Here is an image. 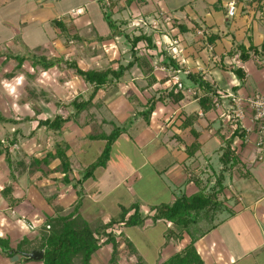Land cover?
<instances>
[{
	"label": "crops",
	"instance_id": "1",
	"mask_svg": "<svg viewBox=\"0 0 264 264\" xmlns=\"http://www.w3.org/2000/svg\"><path fill=\"white\" fill-rule=\"evenodd\" d=\"M229 1L110 0L106 4L97 0L98 14L100 8L104 14L105 4H114L112 19L118 28L129 38L142 33L151 36L155 47L150 49L141 42L132 50L126 36L103 41L112 43L116 50L88 56L89 61L94 60L90 70H117L128 65L134 53L144 57L152 70L135 64L116 84L100 89L94 96L92 87L77 79L82 87L78 96L90 100V106L66 122L60 131L38 127L40 120L47 119L42 115L32 119L5 116L17 123L0 124V141L12 134L9 139L15 138L17 142L9 149L11 165L5 154L0 156L1 239H8L12 249L24 240L34 243L40 239L48 219L69 215L79 200V214L92 228L110 224L120 218L123 209L137 204L141 216L148 218L143 226L113 227L114 231H122V237L132 245L135 261L127 264H164L192 240L204 264H264V152L259 160L258 134L249 111L241 121L230 120L235 109L230 95L242 101L256 94L264 95V4L261 0H236L237 14L230 18ZM50 2L52 8L46 9L45 14L51 18L77 10L82 13L80 21L75 19L72 25L73 34L83 41H95L100 46L102 43L97 40L111 34L103 23L98 30L87 6L67 8L63 1ZM55 2L63 6V10L59 8L61 13L53 11ZM159 11L171 16L172 31L131 28L134 18L149 20ZM158 20L161 24L162 18ZM88 27L92 31L83 34ZM239 47L248 54L247 59H241ZM171 59L175 64L170 63ZM70 60L86 70L82 56ZM234 68L243 71V79L237 77ZM189 75L206 81L215 95L206 94ZM149 77L155 81L150 83ZM174 88L183 95L177 103L167 98ZM160 96H166L165 100L156 103L146 120L142 112L154 97ZM206 96L217 105L204 111L200 99ZM236 125L245 137L233 139L232 149L239 164L223 174L219 211L213 219L192 225L189 234L167 241L166 234L172 225L153 223L154 209L215 186L223 168L219 160L222 148L232 139ZM115 127L125 131L114 144L106 167L80 183L105 146V141L93 140L91 136L109 135ZM57 145L68 147L70 172L58 170L59 159H50L40 166L28 162L32 157L42 160L47 154L55 155ZM208 174L212 177L206 181ZM6 187L12 189L7 198L3 196ZM204 222L211 225L207 230L202 229ZM111 249V244L102 246L93 255L92 264H109ZM121 255L119 263L123 262ZM22 258L19 254L7 257L0 252V264H21Z\"/></svg>",
	"mask_w": 264,
	"mask_h": 264
},
{
	"label": "trees",
	"instance_id": "2",
	"mask_svg": "<svg viewBox=\"0 0 264 264\" xmlns=\"http://www.w3.org/2000/svg\"><path fill=\"white\" fill-rule=\"evenodd\" d=\"M108 6L105 4V7H103L104 18L112 32L106 38H99L97 42L102 43L103 41L111 40L116 37L126 36L131 42L132 50H135L137 45L141 42H145L147 47L150 49L155 47L153 45L151 36H147L146 34L142 33L138 36L129 38L128 35H125L118 28L117 23L112 19V9L114 8V4L111 3V5L109 7ZM52 23L54 26L60 29V33L63 35L62 37L66 38V36L69 35L68 30L60 21L53 20ZM73 38L77 40H83L81 37H77V35H75ZM239 49L241 50V59H247L248 54L244 52L242 47H239ZM262 49H264V45ZM134 54L133 60L128 65L120 66L117 70L113 68H107L101 71H86L81 69L75 61H65L63 57L48 58L46 56H36L34 54H9L3 56V54L0 52V58L4 59V63L15 61L17 64L15 67L16 71L23 68L25 62L27 61L31 62L32 68H37L40 66L45 71L51 70L65 63L67 69H72L78 78L82 79L86 84L92 87L91 96H94L100 89H104L116 84L124 76L125 72L135 64L148 67L149 72L152 70L148 61L144 57H136ZM170 63L175 64L174 60L172 59L170 60ZM164 65L168 66L167 63H164ZM175 68L177 69V66ZM233 71L238 78H244V73L240 68H234ZM152 78L153 77H149L150 83L155 81L154 78L151 80ZM188 78L197 83L199 87L206 92V94L215 95L213 88L202 78H197L192 75H189ZM165 98L166 96H160L158 99L154 97L148 103L147 109L142 112V116L148 120L155 109L156 103L158 101L165 100ZM167 98H171L177 103L183 99V95L181 91H177V89L174 88L170 93H168ZM200 104L202 109L207 111L216 107L217 102L211 101L209 97L206 96L200 99ZM70 105L73 108V113L67 118H64L62 115H55L53 118H47L44 121L40 120L38 127H46L49 130L60 131L66 122L77 118L81 112L90 106V100L85 101L82 99V97L78 96L72 101ZM3 123L15 124L17 122L13 119L0 115V124ZM124 131V128L115 127L109 135L91 136V139L93 140L105 141V146L99 158L88 167L81 181H79L80 183L90 179L97 169L106 167L107 163L109 162L113 146ZM236 136L245 137V132L241 131L238 127L236 130H234L232 139L227 141L225 146L222 148V154L219 160L223 168L215 186H213L207 192L203 189L198 194L191 197L182 196L176 199L173 205L162 204L154 209L155 214L153 217H151L153 223L162 221L171 223L172 225L171 229L166 234L167 241L181 238L183 234H189L192 225H195L202 220L209 221V219H213L214 214L219 211L221 202L218 198L224 190L223 174L232 170L239 164V158L236 154V151L232 149V142ZM16 142L17 140L15 138H6L5 141H0V156L5 154L6 161L10 165L11 157L9 149L14 146ZM67 148L68 147L63 145H57L55 155L50 153L47 154L42 160L34 159L32 165L40 166L43 164H48L50 159H59L61 161V166L58 170L62 171L63 173H68L70 172V163L66 155ZM11 190V187H6V189L3 191V196L7 198V195L11 192ZM80 207L81 204L79 200L73 212L69 215H56L54 218L48 219L46 226H49V229H47L45 226L44 230L41 232L40 239L34 243L24 240L20 242L15 249H12L8 239L0 238L1 254L7 257H12L18 254L22 255L23 262L21 264H25L32 262L25 257V254L34 250H40L44 251V258L42 261L34 262H41L42 264H92L93 255L102 246L111 244L112 253L109 264H118L119 254L121 253V241H119V238H121L122 242H124L122 245H125L126 248H132V245L122 237L123 232L117 239L113 229L114 225L118 224L117 227H119V224H123L122 228L143 226L148 219L147 217L141 216L140 207L136 204L133 205V207H131L129 210L123 209L120 218L111 221L110 224L98 228H92L91 225L79 214ZM129 212H132V214L127 216ZM164 264L204 263L198 256L194 246V240H192L185 249L174 255Z\"/></svg>",
	"mask_w": 264,
	"mask_h": 264
},
{
	"label": "rangeland",
	"instance_id": "3",
	"mask_svg": "<svg viewBox=\"0 0 264 264\" xmlns=\"http://www.w3.org/2000/svg\"><path fill=\"white\" fill-rule=\"evenodd\" d=\"M50 1L56 0H0V52L3 56L9 54H34L48 58L64 56L65 61H71L70 59L82 56V65L86 67V71H89L94 60L89 61L88 56H97L96 54L101 51L110 53L116 50L112 43H103L104 46L103 44L98 46L95 41L74 39L76 34H73L72 21L75 19L80 21L79 18L82 13L77 10L66 16H60L58 19L51 18L45 14L48 8L52 6ZM60 1H63V5L67 8L70 6H87L92 20L98 24V30L101 31L102 29L101 23L109 28L101 8L99 14L97 12L96 8L100 6L97 0H93L94 5V2L89 3L85 0ZM140 2L150 3L146 0H140ZM53 5L55 9L53 11L62 12L63 6L61 4L55 2ZM161 13L160 11L159 13L156 12V17L149 20L144 19V17L134 18L131 28L133 30L144 29L145 31L149 28L164 31L166 28L169 29L168 31H172L174 23L171 16L169 14V17L161 16ZM160 17L162 18L161 24L158 22ZM52 19L60 21L65 26L69 38L67 36L66 38L62 37L60 29L54 26ZM132 29L129 28L127 31L131 33ZM91 31L92 29L88 27L82 33L89 34ZM77 37L80 36L77 35ZM3 61L4 59L0 58V115L20 118H35L40 115L47 118L62 115L67 118L71 115L73 108L70 104L78 97L82 87L78 84L81 83L80 79L72 69L66 68L65 63L55 67V70L45 71L40 66L32 68L31 62L27 61L23 68L16 71L17 64L15 61L5 63ZM73 90H78V92L74 93ZM11 136L12 134L8 135L9 138ZM33 160V157L29 158L28 162L32 164ZM211 177L212 174H208L206 181ZM210 226L204 222L202 229L207 230ZM119 232L122 233V231ZM120 241V254H122L123 262L119 263L118 261V264H127L131 260L135 261L133 251L122 245L124 243L122 240Z\"/></svg>",
	"mask_w": 264,
	"mask_h": 264
},
{
	"label": "built area",
	"instance_id": "4",
	"mask_svg": "<svg viewBox=\"0 0 264 264\" xmlns=\"http://www.w3.org/2000/svg\"><path fill=\"white\" fill-rule=\"evenodd\" d=\"M152 1V0H146ZM106 4L110 3V0H104ZM264 4V0H261ZM238 3L236 0H230L227 4V15L228 17H235L238 10ZM166 15V13H161V16ZM168 16V15H167ZM169 17V16H168ZM201 34V33H199ZM104 46V44H103ZM231 100L235 106L233 111V115L231 116L230 120H243L247 116V111L251 113V121L255 131L258 134V140L256 141V149L258 152L259 160L263 159V152H264V95L256 94L253 95L246 100L242 101L241 99L237 98L234 95H230ZM237 121L235 122V124ZM237 129V125L235 126ZM123 224L120 225L122 227ZM49 229V226H47ZM120 231V230H119ZM119 231H114L117 239L120 236Z\"/></svg>",
	"mask_w": 264,
	"mask_h": 264
},
{
	"label": "water",
	"instance_id": "5",
	"mask_svg": "<svg viewBox=\"0 0 264 264\" xmlns=\"http://www.w3.org/2000/svg\"><path fill=\"white\" fill-rule=\"evenodd\" d=\"M25 257L31 261H42L44 258V251L34 250L25 254Z\"/></svg>",
	"mask_w": 264,
	"mask_h": 264
}]
</instances>
